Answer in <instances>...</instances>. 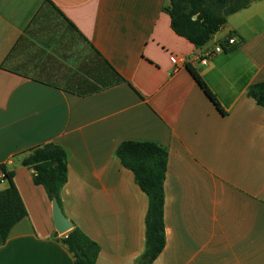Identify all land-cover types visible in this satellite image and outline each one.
Instances as JSON below:
<instances>
[{
	"label": "crops",
	"instance_id": "crops-1",
	"mask_svg": "<svg viewBox=\"0 0 264 264\" xmlns=\"http://www.w3.org/2000/svg\"><path fill=\"white\" fill-rule=\"evenodd\" d=\"M165 4L0 0V165L26 209L0 264H74L51 200L21 165L44 144L67 153L61 208L99 245L95 264H138L148 199L115 156L123 141L168 152L166 242L151 264H264V109L247 96L264 81V0L228 16L201 47L173 32ZM90 46L125 82L80 96L92 81L79 70Z\"/></svg>",
	"mask_w": 264,
	"mask_h": 264
},
{
	"label": "trees",
	"instance_id": "trees-1",
	"mask_svg": "<svg viewBox=\"0 0 264 264\" xmlns=\"http://www.w3.org/2000/svg\"><path fill=\"white\" fill-rule=\"evenodd\" d=\"M255 1L259 0H166L163 10L169 15L170 27L175 34L187 39L195 47H201L221 28L228 16L247 8ZM60 15L73 27L61 13ZM23 40L24 37H21L15 42L1 66L24 43ZM188 69L207 97L219 109L215 96L209 91L196 70L190 66ZM79 70L84 71V73L81 71L83 75L87 73V77L92 80L88 82L87 87L83 88L85 93L79 94L80 96L125 82L92 46L89 47L87 56L79 65ZM247 96L264 109V81L251 84L247 89ZM23 153L25 155L21 165L33 171L34 184L41 185L48 199L56 198L61 206L60 192L67 181L66 151L59 145L44 144ZM114 153L120 164L132 172L135 183L147 196L148 205L144 217L145 248L138 264H151L163 251L166 242L164 181L168 152L165 147L153 142L123 141ZM0 171L5 172L6 183V187L0 190L1 245L5 243L13 226L25 217L26 209L13 182L14 172L7 170L2 164ZM60 241L72 254L74 264H95L100 247L75 224L60 238Z\"/></svg>",
	"mask_w": 264,
	"mask_h": 264
},
{
	"label": "water",
	"instance_id": "water-1",
	"mask_svg": "<svg viewBox=\"0 0 264 264\" xmlns=\"http://www.w3.org/2000/svg\"><path fill=\"white\" fill-rule=\"evenodd\" d=\"M51 217L54 229L59 235H65L73 228V223L64 214L56 198L51 200Z\"/></svg>",
	"mask_w": 264,
	"mask_h": 264
},
{
	"label": "built area",
	"instance_id": "built-area-1",
	"mask_svg": "<svg viewBox=\"0 0 264 264\" xmlns=\"http://www.w3.org/2000/svg\"><path fill=\"white\" fill-rule=\"evenodd\" d=\"M227 43H228L229 45H231V44L234 43V40H233V39H228ZM221 50H222V48H221L220 46H217V47H215V49H214L215 52H219V51H221ZM207 55H208V54H207ZM169 60H170V62H171L173 65L178 66V60H177L176 56L171 55V56L169 57ZM1 183H5V172H4V171H0V184H1Z\"/></svg>",
	"mask_w": 264,
	"mask_h": 264
}]
</instances>
